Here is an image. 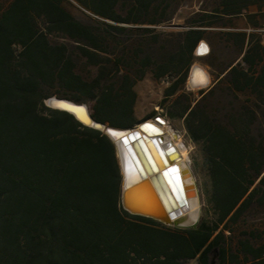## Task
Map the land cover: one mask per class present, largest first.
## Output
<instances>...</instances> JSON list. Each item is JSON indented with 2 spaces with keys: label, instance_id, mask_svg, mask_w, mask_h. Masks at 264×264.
I'll use <instances>...</instances> for the list:
<instances>
[{
  "label": "trees",
  "instance_id": "obj_1",
  "mask_svg": "<svg viewBox=\"0 0 264 264\" xmlns=\"http://www.w3.org/2000/svg\"><path fill=\"white\" fill-rule=\"evenodd\" d=\"M172 1L0 8V264H212L213 252L214 264H264V243L227 237L264 206V0H223L187 28H160L174 19ZM239 18L246 27L231 25ZM198 60L212 80L194 98L187 80ZM148 74L170 79L163 115L182 120L201 153L206 209L193 228L124 211L114 141L45 105L87 103L98 122L132 129Z\"/></svg>",
  "mask_w": 264,
  "mask_h": 264
},
{
  "label": "water",
  "instance_id": "obj_2",
  "mask_svg": "<svg viewBox=\"0 0 264 264\" xmlns=\"http://www.w3.org/2000/svg\"><path fill=\"white\" fill-rule=\"evenodd\" d=\"M208 50L206 43L201 42L196 54L203 55ZM210 83V74L194 64L187 89L201 90ZM45 105L72 114L82 124L104 132L114 141L120 160V205L124 211L181 229L198 224L200 208L192 210L193 200L200 205L198 184L189 165L182 164L178 148L163 137L160 129L147 122L135 129L113 128L95 120L87 104L56 96L48 98ZM151 122L164 124L160 117ZM147 131L154 133L148 135ZM172 169L177 172L173 173ZM193 214L195 218L190 220Z\"/></svg>",
  "mask_w": 264,
  "mask_h": 264
},
{
  "label": "rangeland",
  "instance_id": "obj_3",
  "mask_svg": "<svg viewBox=\"0 0 264 264\" xmlns=\"http://www.w3.org/2000/svg\"><path fill=\"white\" fill-rule=\"evenodd\" d=\"M222 1L223 0H173L171 7L167 10V14L173 15L174 19L172 20L170 26L164 25L160 28L173 27L174 24L180 25L181 28H187L191 23L195 22L198 19L194 16L196 13L201 11L213 12L219 8V4ZM7 2H9V0H0V8L6 5ZM74 7L78 8L76 5H74ZM250 11H256V8L252 7ZM74 12H76L77 14V11ZM255 22H258V19ZM232 24L235 27H246L244 20H241V18L233 19L231 25ZM145 27L147 26H142L141 29H144ZM224 41V45H230V43L227 44V41L225 39ZM121 49H116L114 51L118 53L119 51H121ZM204 55L205 54L198 56H200V58H203ZM195 64L202 66L209 73V68L201 60L196 61ZM84 72H88L87 67L84 69ZM210 77L212 80L211 75ZM169 83V78L155 80L150 74H148L145 79L139 81L136 84V91L138 94V100L136 104V117L139 120V124L145 121H153L156 117L162 118L164 120L163 127L166 136L171 135V137L175 141L179 140L185 147L187 155L189 157L190 173L195 178L200 190V205H198L197 207L200 208V221L206 209V189L204 187V184L207 182V177L203 169L200 150L188 138L184 129L183 121L170 120L163 115V109L161 108L160 104L164 99V90L165 88H167ZM198 90L199 89L191 90L193 92L192 97L197 98L199 96ZM87 105L90 109V105ZM151 115L152 118L148 119ZM139 124L134 126L132 129L137 128ZM174 135L177 138H175ZM232 228L234 230V233L232 234V236H227L230 237V240H233L235 243L250 240L256 247L261 246L264 243V206H260L258 203V206H256L255 209L251 211L246 218H243L238 225H233ZM216 258L217 252H213L211 254L212 264L216 262ZM237 261L241 262L240 264H247L245 263L243 257L238 259Z\"/></svg>",
  "mask_w": 264,
  "mask_h": 264
},
{
  "label": "bare ground",
  "instance_id": "obj_4",
  "mask_svg": "<svg viewBox=\"0 0 264 264\" xmlns=\"http://www.w3.org/2000/svg\"><path fill=\"white\" fill-rule=\"evenodd\" d=\"M208 46V45H207ZM201 51H205V49L204 48H202V50ZM198 65V64H197ZM198 76V75H197ZM145 122H147V123H150V124H153L157 129H160V131L163 133V137L166 139V140H169L171 143H173V145L174 146H176V148H178V151H179V153H180V155H181V158H182V160H181V162H182V164H184V165H186V166H188L189 165V157H188V155H187V151H186V149H185V147L183 146V144L178 140V141H175L172 137H171V135L170 136H166V134L164 133V127H163V125H157V124H154V123H152L151 121H145ZM154 132L153 131H151V132H148L147 131V134L149 135V134H153ZM175 136V135H174ZM175 138H177L176 136H175ZM198 202L196 201V200H193V202H192V210H195L197 207H198ZM195 218V215L193 214V216L191 215V217H190V220H193Z\"/></svg>",
  "mask_w": 264,
  "mask_h": 264
},
{
  "label": "snow or ice",
  "instance_id": "obj_5",
  "mask_svg": "<svg viewBox=\"0 0 264 264\" xmlns=\"http://www.w3.org/2000/svg\"><path fill=\"white\" fill-rule=\"evenodd\" d=\"M113 135H116V133H113ZM125 143H127V141H125ZM173 173H176L177 172V170L176 169H172L171 170ZM166 175H168V173H165Z\"/></svg>",
  "mask_w": 264,
  "mask_h": 264
},
{
  "label": "crops",
  "instance_id": "obj_6",
  "mask_svg": "<svg viewBox=\"0 0 264 264\" xmlns=\"http://www.w3.org/2000/svg\"><path fill=\"white\" fill-rule=\"evenodd\" d=\"M207 45V44H206ZM199 46V45H198ZM198 48V47H197ZM209 48V47H208ZM206 54V53H205Z\"/></svg>",
  "mask_w": 264,
  "mask_h": 264
}]
</instances>
